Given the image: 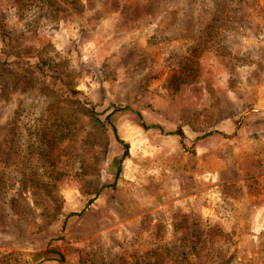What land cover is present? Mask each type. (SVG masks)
I'll list each match as a JSON object with an SVG mask.
<instances>
[{"label": "rangeland", "instance_id": "rangeland-1", "mask_svg": "<svg viewBox=\"0 0 264 264\" xmlns=\"http://www.w3.org/2000/svg\"><path fill=\"white\" fill-rule=\"evenodd\" d=\"M0 264H264V0H0Z\"/></svg>", "mask_w": 264, "mask_h": 264}, {"label": "trees", "instance_id": "trees-1", "mask_svg": "<svg viewBox=\"0 0 264 264\" xmlns=\"http://www.w3.org/2000/svg\"><path fill=\"white\" fill-rule=\"evenodd\" d=\"M62 259V258H61Z\"/></svg>", "mask_w": 264, "mask_h": 264}]
</instances>
